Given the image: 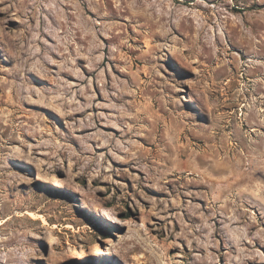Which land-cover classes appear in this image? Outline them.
Segmentation results:
<instances>
[{"label":"rangeland","instance_id":"obj_1","mask_svg":"<svg viewBox=\"0 0 264 264\" xmlns=\"http://www.w3.org/2000/svg\"><path fill=\"white\" fill-rule=\"evenodd\" d=\"M0 264H264V0H0Z\"/></svg>","mask_w":264,"mask_h":264}]
</instances>
